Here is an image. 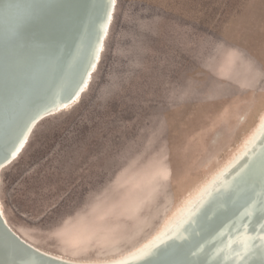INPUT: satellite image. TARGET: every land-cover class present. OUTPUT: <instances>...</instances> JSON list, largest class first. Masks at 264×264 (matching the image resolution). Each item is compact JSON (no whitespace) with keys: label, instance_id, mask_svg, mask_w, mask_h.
<instances>
[{"label":"rangeland","instance_id":"rangeland-1","mask_svg":"<svg viewBox=\"0 0 264 264\" xmlns=\"http://www.w3.org/2000/svg\"><path fill=\"white\" fill-rule=\"evenodd\" d=\"M101 62L1 172L10 224L72 258L150 236L264 115V0H118Z\"/></svg>","mask_w":264,"mask_h":264},{"label":"bare ground","instance_id":"bare-ground-1","mask_svg":"<svg viewBox=\"0 0 264 264\" xmlns=\"http://www.w3.org/2000/svg\"><path fill=\"white\" fill-rule=\"evenodd\" d=\"M117 1L118 0H108L106 4L104 16L100 20V35L96 40L94 49V53L96 51L98 52L97 59L94 61L96 62V66L92 70H88V67L82 80L78 84V89L85 84L83 91L76 99L69 103L66 102L71 96H73V94H69L66 98L62 99L63 101L58 103V107L52 105L45 109L52 111L46 114L43 118L70 108L75 102L80 100L90 86L93 74L97 70L98 64L101 62L106 48V40L109 37L115 19ZM33 3L36 4L37 9L33 6ZM89 3L90 0H53L52 2L53 5L62 7V9L68 12L75 11V9H79L78 11L80 12L85 11L89 8ZM44 5V0H0V144L2 143L0 146V153H2V149H5L6 151L9 144L16 140V137L18 136L17 128L19 127L20 121L28 115L30 109L38 106L41 107V104L46 102V98L42 97L37 90L34 91L31 85V75L37 70V65L43 64L45 67V71L41 75L40 88L42 90L52 89V92H55L54 90L61 84L63 78L66 77L67 79L75 70L72 63L76 59L74 56L77 55L73 54L71 62L67 65V59L62 53V50H60V46L63 42H66V46L72 48L75 42H80L82 37L81 28L83 29L84 27V22H82V20L85 21V19L81 15L75 16L77 18H75L74 23H72L71 15L62 16L55 23V28L58 30V32H55V29H53L54 27H49L50 24L54 23L42 13ZM47 51L52 52L55 58L60 61V56H63L64 63L62 61L61 63L64 66L63 69H66L64 76L55 74L52 76L51 70L55 64L53 65V61L50 62L44 58V54ZM56 107L58 109H54ZM33 129L29 134H26L24 138L22 137L21 140L16 143L14 147L15 150H19L21 147L22 149L18 152L14 160L21 155L24 148L27 146ZM6 142L8 143L7 146L5 144ZM263 144L264 115L256 128L245 138L239 148L223 164H221L216 171L208 176L194 192L187 196L184 201L167 216L154 233L133 248L122 252L117 256L81 259L50 251L29 240L10 224L3 210L1 198L0 210L9 229L25 244L41 253L51 255L58 259H64L75 264L116 263L138 255L147 247H151L157 239L178 231L179 227L182 225L181 223L195 213L196 210L209 199L214 189H222V186L232 183L241 173L248 171L249 168L253 167V162L254 169L252 170L251 176H248L250 177L249 182L253 185L259 184L264 188V156L258 158V163H255V159L257 158L256 155L261 150ZM255 156L256 158L254 159ZM252 187L253 186H250L247 189H251ZM252 206H255V204L246 207L238 216L235 223L228 224L230 225L228 230H226V227L224 229L221 228L219 235H223L225 231H227L226 234H228V232L231 235L234 234V238L231 240L236 241L237 247L236 251L232 253L238 254L242 263L261 264L259 261L264 263V210H261L256 218H245V215L253 209ZM235 214L236 209L232 212H227L225 217H232ZM225 217H223V219ZM222 220L218 221V224H216L217 227H213V229L216 228L213 232H216L221 224L224 223ZM245 224L246 227L243 228ZM237 232L239 233L235 234ZM205 242L206 240H199V243L203 245L201 252L205 250L213 251V248L216 252V254L214 253L209 257L208 261H211L209 264H241L235 261L231 262L230 258L223 253L222 248H224V246L222 245L224 242L221 241V243L217 244L219 246L216 245V248L215 246L211 248V243L209 242L207 245L208 242ZM248 242H252V245H249ZM206 254L207 253L203 254L201 261L205 260ZM22 262L25 263L26 260L23 259ZM190 262L191 261L188 258H184L177 264H196ZM0 264H6L4 250L0 252Z\"/></svg>","mask_w":264,"mask_h":264},{"label":"water","instance_id":"water-1","mask_svg":"<svg viewBox=\"0 0 264 264\" xmlns=\"http://www.w3.org/2000/svg\"><path fill=\"white\" fill-rule=\"evenodd\" d=\"M44 1L45 5L42 13L46 15L52 23H54L50 24L49 27H54L53 29H55V32H58L55 28V23L62 16L71 15L72 23H74L75 18H77L75 16L81 15L85 19V21L82 20V22H84V27L83 29L81 28L82 37L80 42H75L72 48L66 46V42H63L60 46V50H62V53L67 59V65L71 62L73 54L77 55L74 56L76 59L72 63L75 70L73 71V74L71 73V76L68 77L69 79L67 78L68 80L66 77L63 78L61 84L54 90L55 92H52V89L42 90L40 88L41 75L44 73L45 67L43 64L37 65V70L31 75V85L34 91L37 90L42 97L46 98V102L41 104V107L38 106L30 109L28 115L20 121L19 127L17 128L18 136H15L16 142H11L9 147L6 148L7 150L5 151V149H2V153H0V172L5 166L14 160L18 152L22 149L21 147L19 150H15L14 147L16 143L21 140L22 137L24 138L26 134H29L33 127L46 114L52 111L45 109L51 107L52 105L57 106L58 103L63 101L62 99L66 98L69 94H73V96H71L66 103L76 99L85 86L84 84L78 89V84L82 80L85 71L88 67V70H92L96 66V62L94 61L97 59L98 52L96 51L94 53V49L96 40L100 35V20L104 16L108 0H90L89 8L82 12L78 11L79 9L68 12L62 9V7L53 5V0ZM33 6L37 9L36 4L33 3ZM60 57L61 61L64 63L63 56ZM44 58L50 62L53 61V65L55 64L51 70L52 76L54 74L64 76L66 69H63V64L59 59L55 58L52 52L47 51L44 54ZM57 107L54 109H58ZM5 144L7 146L8 143L6 142ZM1 145L2 143L0 146ZM256 156L254 159L256 158L255 163L257 164L258 158L264 156V144ZM252 166L254 167V162L252 163ZM253 167L249 168L248 171L241 173L232 183L222 186V189H214L209 199L202 204L195 213L181 223L182 225L179 227L178 231L157 239L151 247H147L138 255L111 264H177L184 258H188L191 261L190 263L209 264L211 262L208 261L209 257H211L214 253L216 254L213 247L215 246L216 248L219 246L217 244L221 243V241L224 242L222 245L224 246V248H222L223 253L230 258L231 262L235 261L245 264L242 263L238 254L232 253L236 251L237 247L236 241L231 240L234 238V234L231 235L229 232L226 234L227 231H225L223 235H219V232L221 231V228L224 229L225 227L226 230H228L230 226L228 224L235 223L238 216L251 204H255V206H252L253 209L245 215V218H256L259 212L264 210V188H262L259 184L253 185L249 182L250 177L248 176H251L252 170L254 169ZM250 186L253 187L251 189H247ZM235 209L236 214L234 216L225 217L227 212H232ZM223 217L225 218L223 219ZM220 220L224 221V223L221 224L220 228L216 232H213L216 229H213V227H215ZM245 227L246 224L243 228ZM238 233L239 232L235 234ZM200 239L206 240V242H208L207 245L210 242L213 251H207L204 249L205 251L201 252L203 245L200 244L201 242L199 243ZM249 245H252V242H250ZM3 250L6 257V264H75L64 259H58L51 255L41 253L25 244L17 235H15L14 232L9 229L0 210V252ZM204 253H207L206 258L201 261V257ZM23 259L26 260L25 263L22 262ZM259 263L264 264L261 261H259Z\"/></svg>","mask_w":264,"mask_h":264}]
</instances>
